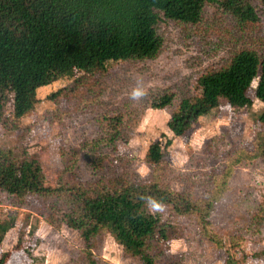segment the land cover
<instances>
[{
    "label": "rangeland",
    "instance_id": "rangeland-1",
    "mask_svg": "<svg viewBox=\"0 0 264 264\" xmlns=\"http://www.w3.org/2000/svg\"><path fill=\"white\" fill-rule=\"evenodd\" d=\"M250 2L259 17L254 23L241 25L211 3L205 4L206 23L197 31L162 19L157 27L162 46L154 58L108 61L103 72L86 82L82 79L83 86L64 91L54 100L49 95L71 85L73 79L64 76L41 86L34 109L19 119L13 117L8 97L0 121V150L17 149L0 161L23 158L26 153L40 161L53 184L60 176L70 184L87 186L98 176L89 164L98 152L108 153L102 164L106 177L128 173L148 178L153 171L146 163L148 146L170 139L155 172L169 188L185 196L209 195L212 177L226 163L227 155L234 148L251 150L256 132L264 130L256 117L264 106L255 97L257 78L248 88L249 107H232L222 101L198 117L184 136H175L166 123L183 95L199 94L196 80L208 67L243 48L264 54V13L258 0ZM133 89L142 94L133 98ZM165 92L173 93L172 103L153 108V100ZM113 116L121 118L123 131L116 152L91 147L107 130V118ZM214 200L208 228L223 238L224 248L204 237L195 215L177 216L167 206L151 209L177 228V238L162 247L160 255L154 251L157 264H264V159L235 165ZM50 202L30 196L17 203L0 192V221L14 220L0 242V256L6 253L4 264H86V247L79 233L57 222L56 216L49 218ZM90 252L96 264H142L104 231L93 238Z\"/></svg>",
    "mask_w": 264,
    "mask_h": 264
},
{
    "label": "trees",
    "instance_id": "trees-1",
    "mask_svg": "<svg viewBox=\"0 0 264 264\" xmlns=\"http://www.w3.org/2000/svg\"><path fill=\"white\" fill-rule=\"evenodd\" d=\"M258 1L264 13V0ZM206 3L214 4L241 25L259 19L250 0H0V121L8 97L12 115L19 119L34 109L36 90L41 86L64 76L73 79L71 85L49 95L54 100L64 91L74 92L93 74L103 72L108 61L154 58L162 46L159 22L171 20L197 31L206 23ZM255 78V97L264 104V54L250 48L235 51L198 76L199 94L180 98L167 120L168 129L175 136H184L198 117L222 101L232 107L251 106L247 92ZM172 99L173 93L165 92L151 106L164 108ZM256 117L264 128V106ZM106 126L104 135L91 147L116 152L123 132L121 118L108 117ZM169 144L170 139L163 145L155 140L148 146L146 163L153 170L148 178L128 173L106 177L102 164L108 153L98 152L89 162L98 176L87 186L70 184L60 176L53 184L40 161L25 153L23 158L0 161V192L12 196L17 203L30 196L49 198V218L56 216L57 222L79 233L86 247V264H96L90 251L93 238L102 231L142 264H157L154 251L160 255L162 247L177 238V228L173 221L151 211L149 198L167 206L174 215H195L204 237L224 248L223 238L208 228V212L235 165L264 159V130L256 132L251 150L234 148L213 175L212 192L196 198L169 188L163 176L155 172ZM15 149L3 148L0 157L9 156ZM13 226V218L0 221V242ZM5 261L3 253L0 264Z\"/></svg>",
    "mask_w": 264,
    "mask_h": 264
},
{
    "label": "clouds",
    "instance_id": "clouds-1",
    "mask_svg": "<svg viewBox=\"0 0 264 264\" xmlns=\"http://www.w3.org/2000/svg\"><path fill=\"white\" fill-rule=\"evenodd\" d=\"M141 94L142 93H141V91L139 89H133V91L131 93V96L133 98H136L137 96H139ZM149 205H150L151 208H159L160 207V205H158L155 201L151 200L150 198H149Z\"/></svg>",
    "mask_w": 264,
    "mask_h": 264
}]
</instances>
